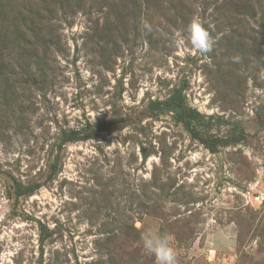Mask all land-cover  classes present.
<instances>
[{"label":"rangeland","instance_id":"obj_1","mask_svg":"<svg viewBox=\"0 0 264 264\" xmlns=\"http://www.w3.org/2000/svg\"><path fill=\"white\" fill-rule=\"evenodd\" d=\"M147 232L264 264V0H0L4 264H156Z\"/></svg>","mask_w":264,"mask_h":264},{"label":"clouds","instance_id":"obj_2","mask_svg":"<svg viewBox=\"0 0 264 264\" xmlns=\"http://www.w3.org/2000/svg\"><path fill=\"white\" fill-rule=\"evenodd\" d=\"M187 41L191 45L193 52L200 54H209L214 50L217 43L216 39L211 35L205 22L199 16H194L187 28ZM178 44L184 43V38L176 41ZM173 237L169 233L163 235L153 232L143 234L144 248L154 254L156 264H178L177 252L171 246ZM0 264H4L3 256H0Z\"/></svg>","mask_w":264,"mask_h":264},{"label":"trees","instance_id":"obj_3","mask_svg":"<svg viewBox=\"0 0 264 264\" xmlns=\"http://www.w3.org/2000/svg\"><path fill=\"white\" fill-rule=\"evenodd\" d=\"M170 106V105H169ZM172 109H176L177 110V107H170ZM180 109H182V106L181 107H178ZM74 139H69L68 141H73ZM32 191H28V193H25V191L23 192L22 191V186L20 184L17 183V196H23V195H29ZM43 231L41 230V235H42ZM44 240V239H43Z\"/></svg>","mask_w":264,"mask_h":264}]
</instances>
